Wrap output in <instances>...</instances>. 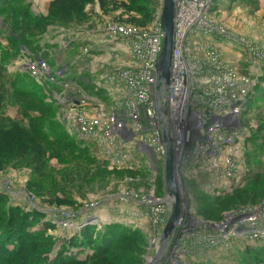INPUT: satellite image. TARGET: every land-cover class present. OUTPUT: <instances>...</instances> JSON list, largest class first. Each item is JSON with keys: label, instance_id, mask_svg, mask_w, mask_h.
Here are the masks:
<instances>
[{"label": "rangeland", "instance_id": "1", "mask_svg": "<svg viewBox=\"0 0 264 264\" xmlns=\"http://www.w3.org/2000/svg\"><path fill=\"white\" fill-rule=\"evenodd\" d=\"M69 1L5 0L6 9L0 15V67L4 70L0 75V201H4L0 204V225L7 223L4 229L9 228L12 237L5 242L10 251L17 246L16 233L23 235L19 224L25 227V234L37 235V240L27 241L34 246L37 243V250H41L37 251V264L149 263L157 253L170 211L162 201L168 194L164 169L162 173L153 174L146 165L137 167L128 163L121 166L112 163L94 141L79 138L71 113L72 103L68 98L76 99L83 92L104 100L98 87H101L100 76L95 69L99 55L90 52L103 40V25L113 23L146 30L154 23L160 6L157 0H139L138 6L132 5L130 0H78L75 5ZM221 2L208 14L213 26L222 30L229 37L227 40L244 41L252 47V53H248L240 45L234 46L226 41L227 46H224L230 49L229 52L223 50L221 61L232 67L236 64L234 58L240 57L241 61L237 62L240 76L250 70L255 84L250 94L251 111L242 116L246 126L242 134L250 137V141L241 138L237 150L218 151L220 156L217 157L215 171L202 169L194 177L186 175L180 179L191 184L195 181L201 186H198L200 191L193 195V190L188 191L182 184L179 195L185 196L186 201L183 205L181 203V212L183 206L188 207L192 200L188 211L190 218L211 225L220 223L229 213L254 210L264 203V108L256 110L260 103H255L253 95L256 85L264 80V0ZM142 4L152 18L146 24L141 22L143 17L139 14L145 9ZM41 62L46 65L48 76L36 72L34 65ZM59 70H62V75L54 76ZM18 75L17 83L11 84L9 79ZM260 85L264 89V81ZM18 88L33 92L32 97L38 102L16 97L14 91ZM97 102L91 100L89 104ZM105 102L112 104L109 99ZM92 111L91 106L86 109L87 114ZM155 114L159 122L157 112ZM38 117L44 118L41 131L48 138L33 128L32 121ZM166 120L168 123L167 113ZM49 126H54V131L46 130H50ZM169 133L172 139L170 130ZM63 134L64 138L72 141V148L66 141H61L60 135ZM56 138L59 139L56 141L58 144L52 143ZM172 144L174 149L173 139ZM194 144L195 140L188 147ZM191 150L189 153L193 156L196 147ZM224 156L235 163L240 179L227 188L230 194L222 200L215 203L203 201L200 198L203 194L215 196L219 192L217 187L214 188L215 176H222ZM187 163L188 168L195 161L188 159ZM187 168L185 166L184 170ZM224 184L222 181L220 185L226 188ZM151 193L155 200L153 204L148 200ZM258 195L261 202L257 206L246 208L238 204L254 203L258 201ZM168 197L170 199L169 194ZM200 203H204L203 210L197 213ZM217 211L223 214L217 222L206 221L198 215ZM14 212L17 221L12 226L10 220H5L10 215L14 216ZM160 217H164V224L156 223V218ZM194 220L189 223H194ZM196 225L193 231L187 232L188 235L186 232L176 233V238L183 241L179 246L181 250L175 254L177 264H264V252L258 253L259 258L251 259L252 253H256L254 250L264 251V240L257 243L233 239L221 247L202 249L201 238L210 236L213 231L208 229L200 233L197 229L203 227ZM18 228L19 232L16 231ZM87 228L93 230L91 241L84 236ZM105 228L123 230L131 235H111V244L100 251L91 243ZM22 237L24 246L26 239ZM83 241L86 242L81 245ZM16 255L4 254L1 264H8L5 260L16 263L13 258Z\"/></svg>", "mask_w": 264, "mask_h": 264}, {"label": "built area", "instance_id": "2", "mask_svg": "<svg viewBox=\"0 0 264 264\" xmlns=\"http://www.w3.org/2000/svg\"><path fill=\"white\" fill-rule=\"evenodd\" d=\"M157 1L160 10L154 23L146 30L113 23L103 25L101 30L103 40L92 47L90 52L99 55L95 69L100 76L101 87L100 85L98 87L103 93L104 100H97L96 97L83 92L77 97L80 99L68 98L72 103L71 113L78 128L79 138H90L94 141L107 157L111 158L112 163L120 166L125 163L137 167L146 165L153 174L163 172L165 157L160 125L155 114L156 62L151 60L152 43H156L158 38L162 39L159 21L163 0ZM175 2L184 7H199L203 11L199 21L185 28L180 40L184 55L198 58L194 64V73L191 75L194 86L190 89L191 100L188 105L195 116L192 126L201 135L212 140L209 146L202 148L198 153H206L203 157H209L206 163L202 164L199 161L203 158H199L198 154L188 157L197 164L193 167L201 169L219 157L218 151L224 153L225 149L237 150L239 139L246 141L248 138L242 134L246 127L242 116L250 112V93L255 82L252 81L250 70L247 71L250 76L248 74L240 76L237 63L231 67L221 61V55L225 50L226 41L234 46L240 45L241 49L248 53H252V47L244 41L240 43L236 40H227L228 36L213 26L208 14L216 9L221 0H175ZM155 51L154 47V54ZM173 54L180 55L177 50H174ZM34 67L37 73H45L48 76L43 62L36 63ZM61 75L62 70H59L54 76ZM96 91L99 89L96 88ZM108 99L112 101L111 105L106 104L105 101ZM91 100L99 102L91 105L89 104ZM89 106L98 115L93 111L89 113L91 115L87 114L86 109ZM197 109L206 111L198 112ZM214 139L219 140L220 145H216ZM222 164L224 165L222 177L219 180L217 178L214 185V188L217 187L219 190L216 197L228 192L227 188L240 179V176L237 177L234 162L224 156ZM224 176L226 178H223ZM222 181L226 188L220 185ZM263 224L264 203L254 210L247 209L236 213L232 222L222 220L212 225L203 224V229L198 228V232L208 229L213 232L210 236L200 237L203 242L200 247L202 249L221 247L233 239L261 243L264 240ZM182 231V234L189 232L183 229Z\"/></svg>", "mask_w": 264, "mask_h": 264}, {"label": "bare ground", "instance_id": "3", "mask_svg": "<svg viewBox=\"0 0 264 264\" xmlns=\"http://www.w3.org/2000/svg\"><path fill=\"white\" fill-rule=\"evenodd\" d=\"M174 4H175V7H174V20H173V24H174L173 53H174V50H177L180 55L175 56L172 53V61H171V67H170V80H169V85H168L169 88H167L168 92L166 91L167 93H165L166 95L163 99L162 104H163V107L165 108V111L167 113V118L169 120L168 121V123H169L168 131L170 130V132L172 134V139L175 142V144H174V146H175L174 147L175 159H174V164H173V170H174V176H175V181H176L177 190H178V196H179V199L181 198L180 203H182V205H183V203H185V201H186V197L182 196V194H181V196L179 195V190L182 189V184H183V188L187 189L188 191H192L195 188H194L193 184H191V182H187L185 180L182 181L180 179L186 175L187 176L192 175L194 177V175L202 169H207L208 171H210V169H211V170L215 171L214 168L217 166L216 162L218 161V158L216 157L215 158L216 161L214 160L212 162V164L208 163L209 165H205L206 167H201V169H196L195 167L190 165L191 167L189 168V170H190L189 173H188V171L186 172L184 170V168H182V165L184 167L186 166V168H187L188 163L185 162V160L188 159V157L190 155L189 152H192L191 149L196 147V150L194 152V155H196L200 152V150L202 148H206L207 146H209V144L212 143V140H209L208 138H206V136L201 135L192 126L193 121H195V116L190 111V108L188 105H189L190 100H191L190 89L194 86V80L191 77V75H192V73H194L193 72L194 67H195L194 64H195V61H197L196 59H198V58H196V57L193 58L191 56H188V57L185 56L184 55V48L181 46V41H180V40H182V35H183V32L185 31V28L188 27L190 24H193V23L199 21L203 11L198 6H197L198 8H194V7L190 8V7H184L182 4L177 5L176 2ZM202 23L204 25V21H202ZM161 45H162V39H160V38H158L156 40V43H152L151 47H153V48H152V52H151V60L157 62V59H158V56H159L160 50H161ZM154 47L156 48L155 54H154ZM158 47H159V51H158ZM197 111L198 112H204L206 110L197 109ZM168 123H167V126H168ZM160 130H161V126H160ZM172 139H171V141H172ZM193 140H195L194 146L188 147L192 143ZM215 142H216V145H220L219 140H215L214 143ZM163 147L165 149L164 142H163ZM205 154L200 153V154H198V157L203 158L205 156ZM216 155H217V152H216ZM207 159H209V157L199 159V161L200 162L204 161L206 163ZM214 174H215V172H214ZM215 177L220 179L222 176L219 175V176H215ZM192 183H195V181H193ZM180 187H181V189H180ZM200 188H201V186H200ZM165 194H166V192H165ZM168 194L165 195V197L162 199V201L164 202L163 205L167 206L168 210L170 209V211H169V215H170L174 200L170 194H169V196H170V199H169ZM153 197H154L153 193H151L150 197H148V200L152 204L155 203V200H153L154 199ZM190 201L192 202V200H190ZM190 201H189V203L187 202L188 207L183 206V208H182L183 210L180 213V216H183V218L179 219L180 221H178V224L174 226L172 234L165 241L164 246L162 247L161 252H160V259L158 262H156V264H159V263L160 264H177V262L175 260V254H176V252H178V250H181L179 248V246L183 241L181 242V241H179L178 238H176V233L179 234V232H181L182 229L191 232L194 230V227L197 226L196 224H199L202 226H203V224H206L202 220H196L195 221L194 220L195 218H190L191 214L188 213V211H190V208H191V207H189ZM187 203H186V205H187ZM235 214L236 213H234V214L232 213V215L226 217L224 219V221L225 222H232L235 218ZM169 215H168V217H169ZM162 218H164V217H160V219L156 218V223L159 221L162 223L163 222ZM190 220H194L195 222L190 224L189 223ZM163 224H164V222H163ZM182 233H183V231H182ZM149 244H150V242H149ZM147 263H148V261L145 262V264H147Z\"/></svg>", "mask_w": 264, "mask_h": 264}, {"label": "trees", "instance_id": "4", "mask_svg": "<svg viewBox=\"0 0 264 264\" xmlns=\"http://www.w3.org/2000/svg\"><path fill=\"white\" fill-rule=\"evenodd\" d=\"M76 1H78V0H70L69 1V3L71 4V5H75L76 3ZM138 1L139 0H130V3L132 4V5H136V6H138ZM4 2H5V0H0V15L5 11V4H4ZM142 6H144L143 8H145L144 10H143V13L142 12H139V14H141V16L143 17V18H141V22L143 23V24H146V23H149L150 21H151V14H149L150 13V11H148L147 9H146V6L145 5H143L142 4ZM141 8V7H140ZM136 11L138 10V9H135ZM10 11H12V10H10ZM139 11V10H138ZM13 12V11H12ZM14 12H15V10H14ZM149 14V15H148ZM9 15H12L11 14V12L9 13ZM8 20V19H7ZM6 21V20H5ZM0 22H1V20H0ZM140 22V23H141ZM2 23V22H1ZM11 26H13V25H11ZM24 26H26V25H24ZM14 27V26H13ZM17 27V25L14 27V28H16ZM18 27H19V25H18ZM17 27V28H18ZM23 48V47H22ZM3 72H4V70L0 67V75H2L3 74ZM19 79V75L18 76H14L13 78H11V79H9L10 80V83L11 84H13V85H15V83H17V80ZM21 79V78H20ZM23 79V78H22ZM264 80L263 79H261L260 80V82L258 83V85H256V87H255V94H253L254 96H255V98H256V101H255V103L257 104V103H260L258 106L259 107H255L256 108V110L257 109H260V108H264V89H262L261 88V82H263ZM14 93H15V95H16V97L18 96V97H20V98H25V99H28V100H31V101H36V102H38V100L37 99H35L34 97H32V93L33 92H31V91H25L23 88H18V89H16L15 91H14ZM251 94V93H250ZM251 101V102H250ZM250 101H249V107H250V111H251V105H252V95H251V97H250ZM262 109H260V110H262ZM264 110V109H263ZM43 123H45V121H44V118H41V117H38V118H36L35 120H33L32 121V125H33V128H35L43 137H47L48 138V136L47 135H45V133H43L42 131H41V129H43L44 128V125H43ZM50 127V130L49 129H46V130H48V131H50V132H52V131H54V126H53V128L51 127V126H49ZM48 127V128H49ZM61 136V141L62 142H67L66 144L69 146V147H71L72 148V141H70V140H68L66 137L64 138V134L63 135H60ZM250 137H248L247 139H246V141H250ZM55 141H53L52 143H56V144H58L57 142H59V139L58 138H56V139H54ZM57 141V142H56ZM51 142V141H50ZM193 184V186H194V190H193V195L195 194V193H198L200 190L198 189V186L199 185H197L196 183H192ZM200 187V186H199ZM228 194H230V192H226V193H224V194H222V195H220V196H209V195H207V194H203L202 196L199 194L198 196H201L200 198L203 200V201H206V202H208V201H211L212 203H215V202H218V201H220V200H222L224 197H226V196H228ZM1 198V197H0ZM257 200L258 201H256V202H254V203H252V202H249V203H247V202H245V203H238L239 205H241V206H245L246 208L247 207H252V206H257V204H260L259 202H261V197L258 195V197H257ZM4 203V201L2 202V201H0V204H3ZM203 206H204V203H200V204H198V209H197V213H199L198 211H201V210H203ZM229 209H231V208H228V210ZM225 211V210H224ZM15 215H16V212H14V216H12V215H10V216H8L7 217V220H5L6 222H9V220H10V224L12 225V226H14V224H15V222L17 221L16 220V217H15ZM201 218H203L204 220H206V221H211V222H217V221H219L221 218H222V211H217L216 213H212V214H203L202 215V213L201 214H198ZM1 220H3V219H1ZM23 222V221H22ZM19 223V222H18ZM21 223V222H20ZM7 223H4V225H0V264L2 263V262H4L3 260H4V254H11V253H14V255L15 254H17L15 257H13V258H15L17 261H16V263L14 262V261H11V260H5L6 262H8V264H37L36 263V261L37 260H39V255H38V252L37 251H39V252H41V250H37V243H36V245L34 246V244H29L28 242H30V240L33 238V239H36L37 240V235H34V236H30V235H27V234H25L24 233V229H25V227L23 228V226L21 227V225H19L18 224V226H20V232H23V235H20V234H17L16 233V235H15V237H16V239H17V242H16V247H14V249L13 250H9L7 247H8V245H6V242L5 241H10L11 239H12V237H11V235L9 234V228H6V229H4V226L6 225ZM16 231L17 232H19V228L18 229H16ZM123 230H120V231H115V230H112L111 228H105L104 230H102V232L101 233H99V234H97L96 236H95V238H94V242H92L91 243V246H93V247H95V248H97V249H99L100 251H103V250H105L107 247H108V245L109 244H111V241L113 240V238H111V235H121L122 233L124 234V233H126V236H130L131 235V233H128V232H122ZM12 230H11V234H12ZM92 232H93V230H91V228H87V230L84 232V236L87 238V240H88V238H89V240H90V238H91V236L93 235L92 234ZM22 236H24L25 237V239H26V241H25V245L24 246H22L23 245V237ZM28 241V242H27ZM91 241V240H90ZM90 241H88L89 243H90ZM4 242V243H3ZM86 241H83L82 242V244L81 245H83L84 243H85ZM43 246H44V244H43ZM90 247V244L89 245H87V247ZM34 248H36L35 250H34ZM42 248V247H41ZM254 252H256V253H252V257H251V259L252 258H255V259H257V258H259V257H257V256H259V254L258 253H260V252H264V251H261V249H258V250H254Z\"/></svg>", "mask_w": 264, "mask_h": 264}, {"label": "water", "instance_id": "5", "mask_svg": "<svg viewBox=\"0 0 264 264\" xmlns=\"http://www.w3.org/2000/svg\"><path fill=\"white\" fill-rule=\"evenodd\" d=\"M175 0H163L160 14V30L162 33V45L160 54L155 64V105L156 112L161 126L162 139L165 146L164 175L168 193L173 197V207L165 223L159 240V247L156 255L147 264H156L160 259V252L167 238L172 234L174 226L181 213V203L178 196L177 185L174 176V149L168 131L166 112L163 107V99L170 80V67L173 53V29H174V7Z\"/></svg>", "mask_w": 264, "mask_h": 264}, {"label": "crops", "instance_id": "6", "mask_svg": "<svg viewBox=\"0 0 264 264\" xmlns=\"http://www.w3.org/2000/svg\"><path fill=\"white\" fill-rule=\"evenodd\" d=\"M220 4H222V2H221ZM220 4H218V6H219ZM226 46H227V44H226ZM229 49H230V48H229ZM229 49H226V48H225V50H227V51H228ZM227 51H226V52H227ZM228 52H229V51H228ZM240 53H241V51L238 52L237 55L239 56ZM233 57H234V56H233ZM233 61H235V62L237 63V62H240L241 60H240V57H236V58H234ZM236 66H237V67L239 66L238 63L236 64Z\"/></svg>", "mask_w": 264, "mask_h": 264}]
</instances>
